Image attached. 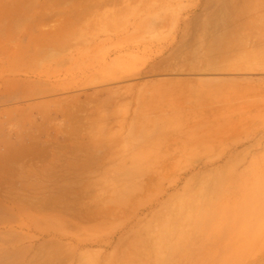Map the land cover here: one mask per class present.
I'll list each match as a JSON object with an SVG mask.
<instances>
[{
  "label": "crops",
  "instance_id": "0c3cea01",
  "mask_svg": "<svg viewBox=\"0 0 264 264\" xmlns=\"http://www.w3.org/2000/svg\"><path fill=\"white\" fill-rule=\"evenodd\" d=\"M122 1L68 9L61 71L75 92L67 110L37 103L40 123L22 128L10 124L22 114L11 97L40 93L26 87L30 70L64 73L34 54L60 45L65 10L0 0V175L6 150L22 148L12 137L45 134L21 177L0 178L31 169L41 180H139L147 166H184V220L72 221L53 233L77 246L68 264H124L126 249L134 261L264 264V0H131L133 13Z\"/></svg>",
  "mask_w": 264,
  "mask_h": 264
},
{
  "label": "rangeland",
  "instance_id": "374dc122",
  "mask_svg": "<svg viewBox=\"0 0 264 264\" xmlns=\"http://www.w3.org/2000/svg\"><path fill=\"white\" fill-rule=\"evenodd\" d=\"M62 10L60 15L66 23H59L61 43L52 51L35 53L34 55L46 63H58L57 67L46 70L57 74L67 68L69 62L68 50V24L71 15L70 7L83 8L94 3L95 0H59ZM131 0H123L119 5L128 6ZM109 3V7H116ZM133 7V6H132ZM139 9V6L137 7ZM141 11H145L142 9ZM140 11V12H141ZM48 21V19H46ZM46 21V22H47ZM45 43L48 37L45 34ZM55 46V45H54ZM61 76H49L38 70H30L27 76L26 87L31 90L38 89L40 93L31 91L20 100V96L11 97L12 103L18 106L14 110L22 111L10 118V124L23 126L22 128H37L39 118L36 117V104L43 101L40 107L49 110L68 109L69 95L75 92L74 86L68 81L67 71H61ZM4 74H0V79ZM7 88L9 87L6 86ZM5 90L2 86L0 93ZM38 94V95H36ZM58 100V101H57ZM56 123L54 120L45 122V125ZM52 133H49L51 135ZM43 133L19 132L18 138L11 141L23 143L22 148L12 143V148L6 150L7 159L4 172L7 175L21 177V163H34L38 150L30 148L34 142L42 140ZM55 138L51 137L50 140ZM0 157H2L0 152ZM3 158H0V163ZM15 163H19L16 168ZM122 172V171H120ZM126 172V171H123ZM23 173L26 179L0 178V264H68L69 254H76V244L69 240L59 239L53 235L54 231L69 233V223L72 221L91 222L103 219L115 221L130 220H184V166H150L141 170L139 180H109V181H67V180H41L32 178L36 176L31 169ZM140 176V175H139ZM174 191L171 195L169 192ZM169 195V196H168ZM168 196V198H167ZM160 206L158 211L151 210L153 206ZM162 206V208H161ZM118 207V208H116ZM150 208V211H149ZM109 217H108V216ZM108 217V218H107ZM80 240L84 241V228L81 230ZM91 231L99 233L100 230ZM124 264H184V253L179 259L139 261L133 260L135 250L125 251ZM154 256H165L157 254Z\"/></svg>",
  "mask_w": 264,
  "mask_h": 264
}]
</instances>
